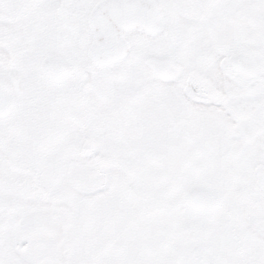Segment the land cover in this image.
Masks as SVG:
<instances>
[{
	"label": "snow or ice",
	"instance_id": "1",
	"mask_svg": "<svg viewBox=\"0 0 264 264\" xmlns=\"http://www.w3.org/2000/svg\"><path fill=\"white\" fill-rule=\"evenodd\" d=\"M0 264H264V0H0Z\"/></svg>",
	"mask_w": 264,
	"mask_h": 264
}]
</instances>
